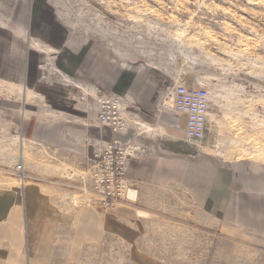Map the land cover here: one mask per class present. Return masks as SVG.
<instances>
[{
	"label": "rangeland",
	"instance_id": "rangeland-1",
	"mask_svg": "<svg viewBox=\"0 0 264 264\" xmlns=\"http://www.w3.org/2000/svg\"><path fill=\"white\" fill-rule=\"evenodd\" d=\"M34 1L30 0L28 19L23 21L26 30L19 33L23 38L31 31ZM37 2L49 3L52 7L46 9V17L53 18L52 34L37 47L44 59L37 81L30 86L25 78L0 75V189L23 190L35 194L36 201H46V186L55 194L63 192L65 164L52 159L46 167V144L31 134L33 121L46 122V97L38 87L46 89V84L56 83L78 90L70 102L85 106L86 122L94 116L92 125L106 128L97 123L102 97H127L103 88L102 79L113 67L125 70L126 79L136 74L152 77L156 84L150 87L161 91L160 100L175 83L207 91L210 102L204 137L188 145L196 153L222 161L264 168V0ZM14 4L15 0H0L3 27L17 29L20 19ZM73 53L77 57L86 54L80 75L60 69L64 63L74 68L70 62ZM91 65L96 72L89 69ZM86 139L94 152L97 142L108 141ZM16 165L22 167L20 173L14 171ZM88 167L84 164L83 171ZM165 191L184 194L181 187ZM38 203L36 211L43 209ZM66 210L62 208V219H74L76 212ZM29 211L24 202L25 218L19 230L22 226L28 243L34 239L29 235L33 230ZM33 211L31 208L30 213ZM142 216L138 244L103 238L99 243L83 244L77 258H61L54 252L56 248L62 252L68 245L71 227L56 229L48 223L46 240L53 246L46 264H263L248 248L174 220L170 213ZM134 249L141 250L142 259L134 256ZM2 258L0 253V264L38 263L25 256L18 261Z\"/></svg>",
	"mask_w": 264,
	"mask_h": 264
},
{
	"label": "crops",
	"instance_id": "crops-1",
	"mask_svg": "<svg viewBox=\"0 0 264 264\" xmlns=\"http://www.w3.org/2000/svg\"><path fill=\"white\" fill-rule=\"evenodd\" d=\"M29 7L30 0H15L14 9L19 11L20 19L15 24L18 30L0 23V75L18 80L25 78L33 86L44 60L37 47L46 43L49 32L52 34L53 18L48 13L46 17V9L52 7L49 3L46 6V3L34 1L31 31L23 38L19 33L26 30L23 21L28 19ZM71 55L74 68L64 63L60 69L71 76L82 74L80 67L86 54ZM92 66L89 69L96 72ZM125 73L113 67L102 79L106 92L127 94L123 103L126 121L122 132L113 134L108 128L94 127V116H89L91 122H86L85 106H74L70 102L79 91L48 83L46 89L38 87L46 97V122L33 121L31 134L46 144V167L53 159L76 172H83L84 164L90 165L94 153L85 143L86 138L116 139L138 148L125 164L126 177L139 189L137 203L108 210L93 204L76 212L74 219H62L58 203L61 193L55 194L50 187L46 186V201L38 200L43 208L40 211L35 210L40 207L35 194L0 189L2 259L18 261L25 256L27 261L46 264L53 246L50 239L46 240L48 223H53L51 226L56 229L71 227L68 245L62 252L61 248L54 250L61 258H77L83 244L99 243L103 238L136 245L141 240L142 215L152 213L162 217L164 212L170 213L174 220L187 222L192 228L248 248L264 264V168L196 153L184 139L185 118L162 110L161 91L150 87L156 84L154 79L139 74L126 79ZM71 116L73 121L68 118ZM174 187H181L184 194L165 191ZM25 197L29 198L25 200ZM24 202L30 211L34 209L28 216L33 224L29 235L34 238L29 243L22 226L21 232L19 230L25 218ZM140 251L134 249V256H139Z\"/></svg>",
	"mask_w": 264,
	"mask_h": 264
},
{
	"label": "built area",
	"instance_id": "built-area-1",
	"mask_svg": "<svg viewBox=\"0 0 264 264\" xmlns=\"http://www.w3.org/2000/svg\"><path fill=\"white\" fill-rule=\"evenodd\" d=\"M209 94L203 89L175 83L161 100V108L176 117L185 118L184 139L199 141L204 137L209 110ZM124 99L116 96L102 97L97 115L100 127L113 134L120 133L125 124ZM138 148L116 139L97 142V149L89 160V167L80 174L65 168L63 187L59 197L60 207L77 212L79 208L98 204L101 210L119 205H135L139 197L138 186L126 177V161L135 155ZM68 170V171H66ZM22 171L20 165L14 167Z\"/></svg>",
	"mask_w": 264,
	"mask_h": 264
},
{
	"label": "bare ground",
	"instance_id": "bare-ground-1",
	"mask_svg": "<svg viewBox=\"0 0 264 264\" xmlns=\"http://www.w3.org/2000/svg\"><path fill=\"white\" fill-rule=\"evenodd\" d=\"M209 94V93H208ZM209 101H210V96H209Z\"/></svg>",
	"mask_w": 264,
	"mask_h": 264
}]
</instances>
